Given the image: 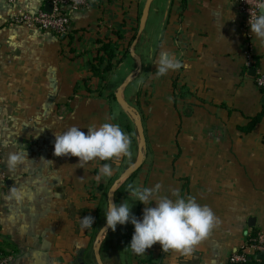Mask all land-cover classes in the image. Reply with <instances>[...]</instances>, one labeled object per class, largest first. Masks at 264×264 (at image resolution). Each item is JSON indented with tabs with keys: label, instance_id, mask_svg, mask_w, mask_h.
I'll return each instance as SVG.
<instances>
[{
	"label": "crops",
	"instance_id": "0c3cea01",
	"mask_svg": "<svg viewBox=\"0 0 264 264\" xmlns=\"http://www.w3.org/2000/svg\"><path fill=\"white\" fill-rule=\"evenodd\" d=\"M141 2L88 0L57 36L9 23L15 9L32 12L44 8L42 0H0V247L13 253L10 264H79L80 249L90 264L91 226L82 227L81 218L91 215L92 225L100 220L105 193L97 186L115 181L139 157L137 150L128 163L139 135L123 102L141 120L145 140L142 162L120 202L131 203L129 185L159 182L160 195L178 189L193 196L219 223L187 255L163 250L159 242L137 255L128 246L134 226L118 224L116 260L101 249L113 230L100 239L104 264H227L231 253L250 252L253 230L264 231V91L254 82L256 70H264V47L251 34L255 63L246 68L236 0H151L134 53L128 48L101 80L90 69L97 39L116 40L117 28L127 39ZM161 49L182 66L157 77ZM179 87L186 94L178 96ZM259 113L251 130H239ZM106 121L126 134L131 127L126 155L81 167L76 156L54 154L55 133L72 125L87 133L89 125ZM9 152L23 157L14 169L5 164ZM104 163L112 175L97 183ZM143 207L137 201L132 212L140 218ZM91 257L95 262L93 248Z\"/></svg>",
	"mask_w": 264,
	"mask_h": 264
},
{
	"label": "clouds",
	"instance_id": "9594fccd",
	"mask_svg": "<svg viewBox=\"0 0 264 264\" xmlns=\"http://www.w3.org/2000/svg\"><path fill=\"white\" fill-rule=\"evenodd\" d=\"M254 9L249 15L248 26L258 46L264 47V0H255ZM181 66V61L174 54L161 49L156 60V76L166 75ZM129 144V137L119 125L106 121L89 125L87 133L76 125L55 133L53 151L57 156L78 157L83 167L93 159L107 161L126 155ZM22 160L20 154L9 152L5 164L9 169H14ZM111 175L110 165L104 163L95 179L99 183L102 177ZM161 188L159 182L151 187L129 185L131 203L125 200L114 203L108 199L104 212L106 225L101 230L107 232L110 228L115 231L118 224L131 223L134 232L128 246L137 255L144 254L156 242L160 243L163 250L173 249L185 255L190 254L193 246L204 239L219 220L208 205L199 203L195 197L181 196L178 189H173L171 195H160ZM137 201L144 205L140 218L132 212L133 204ZM93 221L91 215L84 216L81 218L82 227L92 226Z\"/></svg>",
	"mask_w": 264,
	"mask_h": 264
},
{
	"label": "built area",
	"instance_id": "2783aa9c",
	"mask_svg": "<svg viewBox=\"0 0 264 264\" xmlns=\"http://www.w3.org/2000/svg\"><path fill=\"white\" fill-rule=\"evenodd\" d=\"M14 4L16 0H7ZM44 4L50 6V11L39 8L35 11H25L15 9L10 18L9 23L23 25L27 28H38L43 31L51 32L57 36H61L67 32L69 26V16L71 12L88 7V0H42ZM237 7L241 16V28L245 37L242 56L244 57V65L246 68L252 67L255 63L253 54V45L251 42V33L248 26L250 13L254 12L255 0H236ZM255 85L264 89V70L257 69L254 76ZM4 177V171L0 161V178ZM250 249L249 253L241 250L230 254L227 264H248L247 255L255 251L264 252V231L259 230L254 237H250L247 241ZM12 252L4 250L0 247V264H10L13 261ZM255 264H264L259 260Z\"/></svg>",
	"mask_w": 264,
	"mask_h": 264
},
{
	"label": "trees",
	"instance_id": "16d2710c",
	"mask_svg": "<svg viewBox=\"0 0 264 264\" xmlns=\"http://www.w3.org/2000/svg\"><path fill=\"white\" fill-rule=\"evenodd\" d=\"M136 29L137 28H133V31ZM112 33L116 36V40H113L109 36H105V38H103V39H97V43H100V46L98 48H96V54L93 57V60L91 62L90 69H91L92 74L95 76H98L101 80H103L105 78L104 75L109 73L111 71V69L125 57V55L128 53V46H130V44L133 41L135 34H136V32H133L126 39L124 34L120 31L119 28H117L116 30H112ZM119 40H122V41L126 40L124 46H121L122 44L120 42H118ZM173 87L175 89L174 95L176 96V84H175V82L173 83ZM260 89L262 91H264V89H262V88H260ZM184 94H186V93H184L182 91V87H179V89L177 90V95L183 96ZM137 97H138V94H137ZM136 104L138 105V102H136ZM261 115H262V113H259L258 115L253 117L250 120V122H248V124L239 127V130H241L243 132L251 130L252 127L254 126V124L259 120ZM126 132H127L128 137L130 139H132L133 138L132 129L128 125L126 126ZM132 176H133V173H131L129 176H127L119 184V186L115 188L114 193H113L115 203H119L120 200L123 199V197L125 196L127 185H128ZM111 180H113V179L109 178L107 180V182H110ZM97 188H103V192L105 193L106 184L100 183L97 186ZM257 231H259V230H253L250 237H254V235L256 234ZM249 238H248V240H249ZM111 242L112 241L110 240V237L107 234L105 239L102 242L101 249L102 248L109 249V252H108L109 256L113 260H116L117 252H116V250H114V251L111 250V248H110ZM240 251H241V249L237 250L236 252H240ZM258 260L260 262H264V252L263 251H255L254 253L247 255V263L248 264H255ZM94 264H96V263L94 262Z\"/></svg>",
	"mask_w": 264,
	"mask_h": 264
},
{
	"label": "water",
	"instance_id": "95a60500",
	"mask_svg": "<svg viewBox=\"0 0 264 264\" xmlns=\"http://www.w3.org/2000/svg\"><path fill=\"white\" fill-rule=\"evenodd\" d=\"M150 2L151 0H145L144 2V5H143V8L141 10V14H140V18H139V22H138V27H137V31H136V34H135V37L133 39V41L131 42L130 46H129V52L130 54H133L134 53V47H135V44L137 42V39L139 37V35L141 34L143 28H144V25H145V21H146V18H147V14H148V10H149V5H150ZM44 9L47 10V11H50V6L45 4L44 5ZM63 36V35H61ZM138 60V59H137ZM253 69L250 70V72L253 73ZM123 102V101H122ZM123 104L125 105V108L131 112V114L134 115L135 117V126H136V130H137V133L139 135V148H138V151H139V157L138 159L134 162V164L131 166L130 169L128 170H125L124 172H122L120 174V176L114 181L115 184H117L118 182H120L122 179H125L127 176H129L131 173L134 172L135 169H137L139 167V165L141 164L142 162V151H141V145L142 147L144 146V133H143V127H142V124H141V121L139 120L138 118V115L136 114V112L134 110H132L131 108H128L126 106V103L123 102ZM114 190L115 188L113 187L111 190H109L108 192V199L111 200L112 202H114V196H113V193H114ZM115 203V202H114ZM254 219L253 218H249L248 219V224L250 226H253L254 224ZM106 225V221L105 223L98 229L97 233H96V236L94 238V246H93V256H94V259H95V262L96 264H104L100 258V253H99V248H100V239L101 237L106 233L104 231L101 230V228L105 227ZM110 229V228H109ZM108 229V230H109ZM82 255H83V249H80V251L78 252V255H77V258H76V261L79 263V264H85L83 261H82Z\"/></svg>",
	"mask_w": 264,
	"mask_h": 264
},
{
	"label": "rangeland",
	"instance_id": "374dc122",
	"mask_svg": "<svg viewBox=\"0 0 264 264\" xmlns=\"http://www.w3.org/2000/svg\"><path fill=\"white\" fill-rule=\"evenodd\" d=\"M143 1L144 0H142V2H141V6H142V3H143ZM138 17H137V20L135 21V23H134V27L135 28H137L138 27V21H139V16H140V13H141V7L139 8V10H138ZM137 31V29L136 30H134V32H136ZM128 48H129V46H128ZM129 113V115H130V118H132V120H134L135 121V117H134V115L133 114H131V112L129 111L128 112ZM141 121V120H140ZM134 136H136V138H138L137 136H138V133L136 134V132H135V134H134ZM137 150H138V148H137V145H135V148L131 151V154L132 155H130V162H128V163H131V161H132V159H133V157L137 154ZM141 151H142V153L144 152L143 150H142V145H141ZM124 180V179H123ZM123 180H121L120 182H118L117 184H115V182H114V180H111L110 182H107V180H106V191H105V195L103 196V198H102V200H103V202H104V208H105V210H104V212L106 211V208H107V203H108V192H109V190H111L113 187L114 188H116V187H118L119 186V184L123 181ZM104 212L102 213V217L100 218V220L99 221H95V224L94 225H92L91 227H90V230H89V236H90V239H91V241H90V245H89V253H90V255H89V259H88V261H90V264H94V262H93V259H92V257H91V252H92V248H93V245H94V238H95V236H96V233H97V231H98V229L100 228V226L104 223V221L106 220L105 219V216H104ZM108 235H109V237H110V240L112 241L111 243H110V248H111V250L112 251H114V250H116L115 248H116V235L114 234V231H112V233H108Z\"/></svg>",
	"mask_w": 264,
	"mask_h": 264
}]
</instances>
